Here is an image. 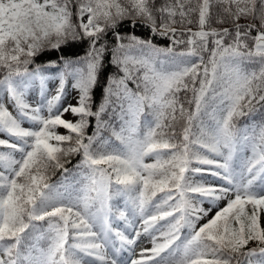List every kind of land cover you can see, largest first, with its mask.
Wrapping results in <instances>:
<instances>
[{
	"label": "snow or ice",
	"instance_id": "1",
	"mask_svg": "<svg viewBox=\"0 0 264 264\" xmlns=\"http://www.w3.org/2000/svg\"><path fill=\"white\" fill-rule=\"evenodd\" d=\"M262 215L264 0H0V264H264Z\"/></svg>",
	"mask_w": 264,
	"mask_h": 264
},
{
	"label": "trees",
	"instance_id": "2",
	"mask_svg": "<svg viewBox=\"0 0 264 264\" xmlns=\"http://www.w3.org/2000/svg\"><path fill=\"white\" fill-rule=\"evenodd\" d=\"M128 22H125V24L127 25ZM241 24H245L246 21L241 20L240 21ZM189 27H192L193 30H196V26L195 24L193 25H189ZM213 27H220L219 25H215L213 24ZM224 27H228V25H224ZM121 31H128V29L122 28ZM132 31H134V33L141 37V38H147L149 37V30L143 26H137L136 28L132 29ZM253 35H255V31L253 30ZM109 40H111V36L108 37ZM153 42L156 43L159 46H167L169 44V41L166 38H160V37H154L153 38ZM86 45H76V46H71V47H64L60 50V52L57 51H51V52H46L43 55L37 57L36 59V63H42L48 60H56L58 58L59 55H64V56H77V55H82L85 51ZM116 72V69L113 68L110 64L107 63L106 61V67H105V75L101 77V86H97L95 91H94V100L99 103L102 95H103V91H102V85L104 83H106V76L109 74H112ZM183 99V96H182ZM187 106V105H186ZM258 118V117H257ZM248 118L245 117L243 120L240 121V123H243L244 120H247ZM182 123V122H181ZM92 129H89V132H91ZM179 130V128H178ZM104 135H108L107 133H105ZM71 159V163L66 164L65 167L72 169L73 165H75L77 163V161L79 160V157H72ZM62 171L63 170H56L54 173H52L50 175V182L52 183H56L57 181H59L61 179V175H62ZM69 182H71L72 180L75 179V177L69 176L68 177ZM256 245H252V246H248L249 248L255 247Z\"/></svg>",
	"mask_w": 264,
	"mask_h": 264
},
{
	"label": "rangeland",
	"instance_id": "3",
	"mask_svg": "<svg viewBox=\"0 0 264 264\" xmlns=\"http://www.w3.org/2000/svg\"><path fill=\"white\" fill-rule=\"evenodd\" d=\"M77 95V93L75 91H70L69 95H68V100L66 101V103H72V104H75L76 103V100L74 99V97ZM65 119H74L72 116L68 115V116H65ZM58 132H60L61 134H66V130L65 129H58ZM147 162H151L150 160L147 161ZM52 183V182H50ZM261 225L264 226V215L261 216ZM139 243V242H138ZM252 245H255L254 243H250L249 246H252ZM146 245L144 244H140V247H144ZM150 247V245H147Z\"/></svg>",
	"mask_w": 264,
	"mask_h": 264
}]
</instances>
